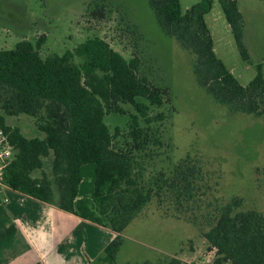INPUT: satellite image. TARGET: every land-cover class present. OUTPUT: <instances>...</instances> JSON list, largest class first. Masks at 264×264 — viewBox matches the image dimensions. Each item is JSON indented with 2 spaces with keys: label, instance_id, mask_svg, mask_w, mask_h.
I'll list each match as a JSON object with an SVG mask.
<instances>
[{
  "label": "trees",
  "instance_id": "trees-1",
  "mask_svg": "<svg viewBox=\"0 0 264 264\" xmlns=\"http://www.w3.org/2000/svg\"><path fill=\"white\" fill-rule=\"evenodd\" d=\"M148 2L161 30L193 55L196 81L214 101L231 113L264 115L261 63L244 86L214 51L205 22L213 0H200L184 13L179 0ZM218 2L241 57L249 61L238 0ZM90 8L87 14L93 18L104 17L103 3ZM43 42V36L34 42L22 39L12 49H0V124L15 147L4 175L7 185L115 232L93 264H118L122 232L153 199L172 204L178 215L198 223L197 215L186 213L204 184L200 162L187 156L169 172L149 168L162 154L157 148L164 145L168 129L161 122L174 110L168 87L148 78L136 54L126 58L97 35L62 54L42 56ZM125 103L134 109L125 134L119 127L111 133L103 117L123 113ZM165 104L170 110L150 113ZM18 115L34 117L41 135L25 136L6 123L7 117ZM169 140L167 132L168 150ZM214 207L199 224L215 249L213 264H264V214L241 208L235 197ZM121 264L192 263L168 256Z\"/></svg>",
  "mask_w": 264,
  "mask_h": 264
},
{
  "label": "rangeland",
  "instance_id": "rangeland-1",
  "mask_svg": "<svg viewBox=\"0 0 264 264\" xmlns=\"http://www.w3.org/2000/svg\"><path fill=\"white\" fill-rule=\"evenodd\" d=\"M179 1L184 13L200 0ZM94 2L105 5L103 18L87 14ZM238 7L249 61L241 57L218 0H213L205 22L217 57L245 86L256 75L257 63H261L264 76V3L238 0ZM94 35L126 58L136 54L148 78L169 89L174 110L167 113L160 127L168 129L171 146L168 150L164 132V145L157 148L162 154L155 156L149 168L169 172L189 156L200 162L204 173L198 200L186 213L197 215L198 223L178 215L172 204H158L153 199L122 232L117 263L176 256L192 264H213L215 249L200 232L204 215L234 197L241 199V208L264 214V115L231 113L214 101L196 81L193 55L161 30L148 0H0V49H12L19 40L34 42L43 36L42 56L62 54ZM170 106L152 107L150 113L166 112ZM122 107L123 113L109 112L103 117L111 133L119 127L125 134L134 113L131 104ZM6 123L18 127L25 136L41 135L34 117L11 116Z\"/></svg>",
  "mask_w": 264,
  "mask_h": 264
},
{
  "label": "crops",
  "instance_id": "crops-1",
  "mask_svg": "<svg viewBox=\"0 0 264 264\" xmlns=\"http://www.w3.org/2000/svg\"><path fill=\"white\" fill-rule=\"evenodd\" d=\"M0 202V264H93L111 229L12 188Z\"/></svg>",
  "mask_w": 264,
  "mask_h": 264
},
{
  "label": "built area",
  "instance_id": "built-area-1",
  "mask_svg": "<svg viewBox=\"0 0 264 264\" xmlns=\"http://www.w3.org/2000/svg\"><path fill=\"white\" fill-rule=\"evenodd\" d=\"M15 155V147L9 139L8 132L0 124V199L5 202L7 198L3 195L6 188H10L5 182V171Z\"/></svg>",
  "mask_w": 264,
  "mask_h": 264
}]
</instances>
